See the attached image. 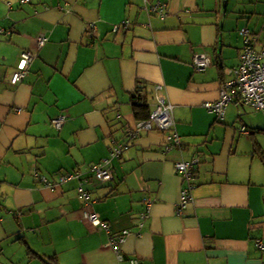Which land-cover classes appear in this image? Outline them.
I'll list each match as a JSON object with an SVG mask.
<instances>
[{"label": "crops", "instance_id": "1", "mask_svg": "<svg viewBox=\"0 0 264 264\" xmlns=\"http://www.w3.org/2000/svg\"><path fill=\"white\" fill-rule=\"evenodd\" d=\"M260 3L238 0L226 22L230 0H0V264H264V111L232 102L219 119L204 107L240 63V29L264 49ZM200 52L212 58L204 71ZM139 81L152 114L158 96L174 106L170 130L137 128ZM115 140L129 146L109 164L113 180L98 181L90 168ZM194 160L185 181L176 164ZM82 183L110 233L84 219ZM123 231L121 258L108 241Z\"/></svg>", "mask_w": 264, "mask_h": 264}, {"label": "built area", "instance_id": "2", "mask_svg": "<svg viewBox=\"0 0 264 264\" xmlns=\"http://www.w3.org/2000/svg\"><path fill=\"white\" fill-rule=\"evenodd\" d=\"M29 1V0H24ZM154 11H157L164 19L162 5L154 6ZM118 30V26L115 28ZM244 38V49L240 58L239 66L233 71V76L229 80L222 83L220 90V97L214 102H206L204 107L211 111L218 118L225 117L227 106L232 102L242 103L255 110L264 111V51L258 52L254 44L256 37L251 36L249 29H242L240 32ZM48 38L40 36L37 39V44L42 47L46 44ZM34 55L32 51H24L22 59L19 64L18 71L12 78V84L16 85L21 82L26 75L27 69L32 63ZM193 65L195 70L204 71L211 65V56L208 53H196L193 58ZM174 106L167 102L163 96H158V105L156 110L151 115L149 121L142 122L137 128H144L148 130H170L174 123L173 118ZM66 117L59 116L52 122L57 129H61L65 123ZM135 134H137L136 129ZM139 130V129H137ZM168 141L179 144V139L176 135H169ZM122 151V145L115 146L112 150V157L102 161V163L95 164L91 167V171L95 173V178L101 182H108L113 180V174L110 169V162L112 158L119 157ZM178 172L183 176L185 181L192 182L194 179L193 170L196 168V161L179 162L176 164ZM78 177L77 173L68 176H60L59 183H65ZM47 186H52L45 178L43 179ZM86 182V180H84ZM191 187L185 188L182 193L178 211L179 213L191 200ZM80 198L84 201L83 217L85 220L104 228L110 233V225L107 222L100 220L96 213L90 210L93 205L91 194L83 187V183L78 188ZM149 201L148 207H151ZM129 235L128 231H123L118 234H110L108 244L112 246L117 254L120 256V244L126 240ZM257 246L264 248L262 242H258ZM122 258V255L120 256ZM131 264H145L137 259H131Z\"/></svg>", "mask_w": 264, "mask_h": 264}, {"label": "trees", "instance_id": "3", "mask_svg": "<svg viewBox=\"0 0 264 264\" xmlns=\"http://www.w3.org/2000/svg\"><path fill=\"white\" fill-rule=\"evenodd\" d=\"M30 1V0H29ZM26 2H28V1H26ZM242 29H249V28H247V27H244V28H242ZM242 29H240L239 30V34H240V32H241V30ZM250 30V29H249ZM250 32H251V36H255L256 37V42H255V44H254V47H255V49H256V43H257V41H258V39H257V36H256V34L252 31V30H250ZM241 35V34H240ZM242 38H243V36H242ZM243 42H244V38H243ZM243 49H244V45H243ZM257 50V49H256ZM258 52H263L264 51V49H262V50H257ZM242 53H243V50H242ZM242 53H241V55H242ZM195 55V54H194ZM241 55H240V58H241ZM211 64H212V58H211ZM240 64V63H239ZM239 66V65H238ZM237 66V67H238ZM237 67H235V68H233L231 71H232V74H233V71L237 68ZM224 82V81H223ZM147 94H148V92H147V86H146V83L145 82H138L137 83V86H136V88H135V90L133 91V92H131V97H132V108H133V112H134V115H135V117L138 119V120H140V122H145V121H149L150 120V118H151V115H152V112H151V109H150V106H149V104L147 103V98H146V96H147ZM239 104H242V103H240L239 102ZM243 105V104H242ZM247 106V105H246ZM249 107V106H248ZM251 108V107H250ZM252 109H254V108H252ZM255 110V109H254ZM256 111H259V110H256ZM220 119V118H219ZM223 119V118H222ZM125 133V136L129 139V140H132V138L136 135L135 134V130H132V129H127V130H125L124 131ZM114 143H116V145L115 146H119V145H122V151H121V154L123 153V151L125 150V148H127L129 145V142H125L124 144H122V143H118L116 140L114 141ZM114 146V147H115ZM121 154H120V156H121ZM119 156V157H120ZM111 157H112V153H111ZM116 158V157H115ZM112 159H114V158H112ZM111 159V160H112ZM196 172H197V170H196V168L193 170V176H194V178H195V174H196ZM74 173H77L78 174V172H71V173H63V174H60V176H68V175H70V174H74ZM90 174H92L93 175V177L95 178V173L93 172V171H91V168H90ZM59 176V177H60ZM80 176L78 175V177L77 178H79ZM96 179V178H95ZM43 180V179H42ZM85 180V179H84ZM83 180V181H84ZM97 180V179H96ZM84 187V186H83Z\"/></svg>", "mask_w": 264, "mask_h": 264}, {"label": "rangeland", "instance_id": "4", "mask_svg": "<svg viewBox=\"0 0 264 264\" xmlns=\"http://www.w3.org/2000/svg\"><path fill=\"white\" fill-rule=\"evenodd\" d=\"M230 2H231V4H230V8H229L228 17L226 19V22L233 20L232 18L234 17V14H235L234 8L236 7L238 0H230ZM224 5L225 4L223 3V6ZM258 6H259V8H261V10L264 9L263 3H260V5H258ZM245 7H248V4L245 5ZM239 9H242V8H239ZM259 29L262 30V26Z\"/></svg>", "mask_w": 264, "mask_h": 264}]
</instances>
